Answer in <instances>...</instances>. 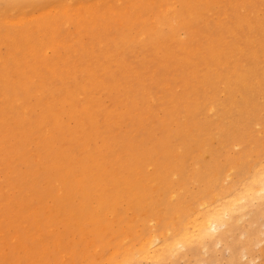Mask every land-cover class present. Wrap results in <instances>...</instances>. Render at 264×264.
Wrapping results in <instances>:
<instances>
[{"label":"bare ground","instance_id":"obj_1","mask_svg":"<svg viewBox=\"0 0 264 264\" xmlns=\"http://www.w3.org/2000/svg\"><path fill=\"white\" fill-rule=\"evenodd\" d=\"M226 1L0 0V264H264V133L238 150L218 103L264 53V0Z\"/></svg>","mask_w":264,"mask_h":264},{"label":"rangeland","instance_id":"obj_2","mask_svg":"<svg viewBox=\"0 0 264 264\" xmlns=\"http://www.w3.org/2000/svg\"><path fill=\"white\" fill-rule=\"evenodd\" d=\"M236 1L237 0H234L233 4H231L230 0H227L226 1V7L223 8L222 11L219 10V13L224 11L225 14H227L231 20L238 19L237 16L239 15L240 12L238 10V7L235 5ZM257 5H259V3H256V2L251 3L252 7H255V6L257 7ZM233 14H236V15H233ZM234 16H235V18H234ZM209 19L211 21L210 25L212 26L213 33L215 35L216 34H222V33L224 35H227V28L231 26L230 22H228L227 25L222 30H220L219 28H217L216 25L213 26L216 18L210 17ZM108 20L103 21V25H105L108 22ZM65 25H66L65 23H62L60 25L61 26L60 29H61L63 34H66V32L68 31V28ZM63 26L66 28L62 29ZM69 28H70L69 31H74V27L72 25H70ZM113 28H115V25L113 23L108 25V28H107L108 30L101 28L100 29L101 39L105 40V41L107 39V41H110V44H111V39L114 36L118 35V31L116 29H113ZM109 29H111V30H109ZM105 31L107 34L105 33ZM243 33L244 32H242V34ZM109 37H111V39ZM256 38L258 39V41L260 43H264V31H259ZM240 45H242L244 47V49L248 51L249 45H251V44L247 40H245V41L242 40L240 42ZM137 50H139V51L141 50L140 53ZM131 53L132 52H128V55H127L128 61H134L135 59H138L136 61H139V60L142 61V63H145V65L148 68L154 69L156 67L154 56H153L152 51L150 49L147 50V49L135 48V50L133 51V54H131ZM245 55L243 56L244 57L243 59H244V64L247 65V67H246L247 71H248L247 72V79L245 81H243L240 85H237L236 87H235V85L230 86V88H228V90H227L228 98L223 100V101H222L223 98H221V100H219L218 103L221 104L220 106L222 107V116H221V114H220V116L222 118H224L225 121L232 123V125L236 126L235 128L238 129V131L240 132V134L242 136V137H240V141L244 138V140L241 141L242 143L240 142V144L238 146H235V148L238 147L237 148L238 150L240 148H241V150H247V149L249 150V148L243 149L244 148L243 145H245V147H249L248 143H251L250 145H253V146H251V148H254V146H256V147L259 146L256 149L262 150L261 145L257 144V142L260 143L261 139H262V136H260L261 138H259L258 135L259 134L261 135L264 133V129H263L264 128V57H263L264 53H261V57H258V60H253L252 58H248L247 56L245 57ZM143 57H145V58H143ZM160 70L156 73V75L154 77V81H156L160 84H164V83L165 84H174V81H175L174 78L177 76V74L180 71L179 69H175L173 67H170L169 69L166 68V70L161 68ZM159 93H162V91L160 90ZM219 112H220V110L217 111V114ZM199 117H201L203 119V122L205 123L207 130L212 131V132L217 130V128H216L217 127L216 126V121H217L216 113L202 111V113ZM156 123H157V121H156ZM245 130H246V133H248V134L244 133ZM258 130H259V133H258ZM262 130H263V132H262ZM219 136H220V138L226 140V135L224 132H220ZM245 141H246L247 145H246V143H244ZM241 144H243V145H241ZM239 146H240V148H239ZM210 147L214 152V159L211 158L207 154H205L207 157L204 155L203 157L200 158V163L203 166V169H202L203 172L210 170L211 166H213L214 163H216L219 167H222V165H223L224 155H225L224 150L223 151L222 150H216L215 144H213V145L211 144ZM262 152H264V150ZM198 153H200V151L195 150L194 154H198ZM260 154H263V153H260ZM189 169L192 170V166H190ZM204 175H206V173ZM197 185L198 184H196V183L193 184V182H191V183L188 182L187 187H186L188 190V193H190L191 190ZM261 223L262 222L260 220L259 224H261ZM222 252H223V254H222L223 256L224 255L226 256L228 254L227 250H225V249ZM199 256H203V254L198 253L195 257L191 258L190 261H189V259H180L178 264L179 263L180 264H193L194 258L197 257V259H199ZM257 262H258V260H257ZM166 264H176V263H174L173 261L171 263H170V261H167Z\"/></svg>","mask_w":264,"mask_h":264}]
</instances>
